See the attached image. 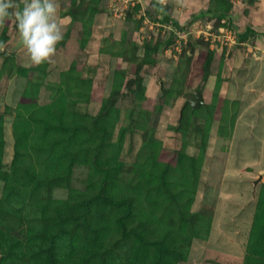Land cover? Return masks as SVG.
<instances>
[{"label":"rangeland","instance_id":"1","mask_svg":"<svg viewBox=\"0 0 264 264\" xmlns=\"http://www.w3.org/2000/svg\"><path fill=\"white\" fill-rule=\"evenodd\" d=\"M160 1L168 21L152 0H0V35L8 30L0 49L2 170H11L14 131L22 138L35 134L32 115L45 113L68 73L91 79L95 88L89 99L88 84L78 89L72 83L67 108L96 115L113 91L129 88L143 59H156L142 70L144 99L128 94L118 101L121 114L113 132L116 141L121 127L128 128L120 159L133 168L148 166L140 150L147 131L153 133L160 162L156 171H166L168 188L161 196L145 177L128 172L121 179L139 189L141 210L151 213L148 219L135 217L133 225L149 241L162 239L175 249L165 264H264V233L252 247L255 255L249 253L255 216L264 205V0ZM221 1L225 15L219 18L210 10ZM174 21L187 24L185 30ZM220 26L230 27L237 37L247 28L252 31L228 47L220 41ZM19 67L34 69L25 76ZM196 90L204 101L193 108ZM89 173L87 165L75 166L70 189L65 182L51 188L41 182L34 200L31 186L18 187L14 207L6 206L0 219V247L16 245L13 237L20 239L21 229L36 219L31 202L59 207V202L81 203L94 195L98 183L93 177L85 181ZM5 183L0 178V206ZM103 209L105 219L92 228L82 219L69 221L76 231L61 250L68 253V264H100L105 256L123 263L129 244L116 225L119 212ZM261 225L264 230V218ZM196 231L204 237L193 236ZM30 253L20 263L17 257L2 260L0 253V264L42 262L38 251ZM134 256L139 264H160L150 253Z\"/></svg>","mask_w":264,"mask_h":264},{"label":"trees","instance_id":"2","mask_svg":"<svg viewBox=\"0 0 264 264\" xmlns=\"http://www.w3.org/2000/svg\"><path fill=\"white\" fill-rule=\"evenodd\" d=\"M152 2L157 10H162L165 20H170V15L161 1L152 0ZM219 6L216 10L210 11L221 18L225 15L223 1L219 3ZM174 25L179 30H185L187 26V24L178 21H174ZM251 31V28H247L244 33L239 35L238 39L247 38ZM7 40L8 30L5 27L0 35V49L6 44ZM0 55L4 56L1 53ZM156 63V59H143L136 71V77L128 83V85L130 84L129 88L121 92L113 91L110 97L103 100L102 106L96 115L80 111L72 113L67 108L66 101H69V93H72L75 88V85H71L72 83H76L78 89L81 84H88L89 99L95 88L91 79L83 78L73 72L68 73L67 78L56 89L58 95L47 107L43 108L45 113L39 116L32 115L31 119L34 123L35 134L29 133L24 136L25 138H22L18 131H14L15 153L8 174H5V171L2 170L5 138L2 123L0 124V178L6 181L0 206L1 220H4L5 207H14L13 199L21 192L17 190L18 187L29 188L31 186L30 198L32 200L37 198L36 191L40 188L41 182L46 186L51 183L50 188L51 186H61L65 182L70 189L73 182L74 168L81 164L87 165L90 169L85 181L89 182L93 177L98 183L94 195L87 194L88 197L83 198L81 203L68 200L65 203L59 202V207H52L48 202H43V204L31 202L37 217L29 221L31 223L29 227L21 229L23 231L20 239L13 237V240H17L16 245L7 248L0 247V253L3 254L2 260L6 259L8 261L12 257H17L16 259L20 263L23 261V257H31L30 251L36 250L41 255L42 261L39 262L40 259L37 258V264H68L66 260L68 253H62L61 250L64 239L76 231L69 221L82 219V221L85 220L89 224L88 227L92 228L96 220L103 221L105 219L102 215L104 206L107 209L119 212L116 225L121 230V239L128 241L126 245L129 244L124 249L123 263L120 264H139L134 254L141 258L147 253L153 255L158 263H167L168 255L173 254L175 249L164 246L162 239H153L155 242L149 241L143 231L137 230L138 228L133 225L134 218L145 214L144 218L148 219L151 213L141 210V204L139 203L141 193L139 189L128 188L121 182V179L125 178L128 172H132L136 176L139 175L138 179L145 177L144 181H148V184L150 182V187L156 188L158 196L165 194L163 188H168L165 178L166 171H156V167L160 166V162L157 155L155 136L147 131L140 150L141 161L145 164L149 163L148 166L139 167L137 165L134 168L135 164L127 166L120 159L128 128L122 126L118 139L113 140L115 123L121 114L118 101L128 94L136 95L141 100L144 99L142 70L146 64L155 65ZM32 69L34 68L19 67V72L28 76L29 71ZM78 92L80 94V91ZM18 112L16 116L19 119L20 115L18 114H22V112L21 110ZM15 126L18 128V120ZM137 126L143 129L142 123H137ZM145 154L146 161L142 160ZM39 164L40 167H38ZM144 181L138 183L145 185ZM31 182H35L36 185H32ZM262 218H264V205L259 206L252 228L249 241V253L252 256L255 255L252 247L259 241V234L264 233L261 225ZM27 231L28 236L24 235ZM192 235L204 237L203 234L197 231ZM49 238L52 240L48 246ZM43 241L47 242V246ZM15 249L18 250V253L13 252ZM42 255L45 257H42ZM255 257L258 260L262 258L259 255ZM106 258L107 256L100 261V264H113L112 256L109 260ZM259 262L261 261L259 260ZM85 263L90 264L89 261ZM245 264H249L248 261ZM253 264L258 263L254 262Z\"/></svg>","mask_w":264,"mask_h":264},{"label":"built area","instance_id":"3","mask_svg":"<svg viewBox=\"0 0 264 264\" xmlns=\"http://www.w3.org/2000/svg\"><path fill=\"white\" fill-rule=\"evenodd\" d=\"M218 29H219L217 31L218 34H220L221 32L220 35H221V38H223V40H220V41H222L225 45H227L228 47H231L237 43L238 37H237L236 31H233L230 27H225V26H220Z\"/></svg>","mask_w":264,"mask_h":264},{"label":"water","instance_id":"4","mask_svg":"<svg viewBox=\"0 0 264 264\" xmlns=\"http://www.w3.org/2000/svg\"><path fill=\"white\" fill-rule=\"evenodd\" d=\"M204 98L201 90H196L195 91V101H191V105L193 108H197L200 106L201 103H203ZM262 175H260V178L255 181V184L258 183L259 180H261Z\"/></svg>","mask_w":264,"mask_h":264}]
</instances>
